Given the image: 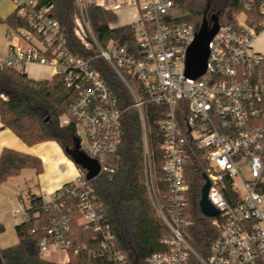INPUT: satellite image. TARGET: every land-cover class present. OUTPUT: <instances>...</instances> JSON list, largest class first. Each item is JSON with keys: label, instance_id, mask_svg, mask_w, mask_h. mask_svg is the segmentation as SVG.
Wrapping results in <instances>:
<instances>
[{"label": "built area", "instance_id": "1", "mask_svg": "<svg viewBox=\"0 0 264 264\" xmlns=\"http://www.w3.org/2000/svg\"><path fill=\"white\" fill-rule=\"evenodd\" d=\"M12 2L15 17L24 25L8 26L19 39L0 52V67L20 73H26L31 64L49 67L51 78L61 77L68 90L76 93L60 122L63 126L74 123L80 149L98 161L99 175H111L116 169L125 110L91 60L104 59L128 90L141 127L148 195L166 228L165 249L151 255L147 263L264 264V54L253 48L264 20L240 29L220 25L209 44L205 73L192 79L185 76V62L197 31L181 21L180 9L172 0H76L74 33L83 48L94 53L88 59L73 52L53 17V6L41 5L39 0ZM91 6L115 15L136 8L134 21L111 22L110 29L133 27L139 52L114 38L102 42L89 15ZM260 13L264 15V3ZM5 37L11 41L14 35L7 32ZM148 105L159 108L155 114L162 133L160 180L165 193L155 176ZM194 160L202 165L203 177L210 182L209 201L219 212L211 218L219 235L207 256L188 238L194 223L188 197L189 164ZM68 197L78 202L79 223L98 232L99 246L90 253L126 264L127 257L117 248L105 209L82 167L76 181L64 185L48 202L57 213L41 241V254L48 255L51 248L68 254L71 244L66 238L73 213ZM28 209H14L12 216L24 222Z\"/></svg>", "mask_w": 264, "mask_h": 264}, {"label": "trees", "instance_id": "2", "mask_svg": "<svg viewBox=\"0 0 264 264\" xmlns=\"http://www.w3.org/2000/svg\"><path fill=\"white\" fill-rule=\"evenodd\" d=\"M172 1L186 13L181 21L192 25L196 31L204 22L212 28L216 21L222 26L240 29L237 16L242 12L248 15V23L253 26L264 20V15L260 13L264 0ZM39 2L41 5L53 6V17L59 22L73 52L86 59L92 57L94 53L85 50L74 33L75 15L78 11L76 0ZM89 15L102 42L114 38L120 45L129 43L132 49L139 52L133 27L110 29V23L117 19L115 14L97 6L89 8ZM0 23L13 27L24 25V21L17 19L15 15H10L5 20L0 19ZM91 65L105 78L118 99L120 109L125 112L119 135L116 169L111 175L100 174L90 180V183L98 202L105 209L117 248L127 257L126 264H148L147 259L151 255L165 249L162 239L166 228L152 206L146 187L138 114L131 107L132 100L128 90L107 62L102 58H95L91 60ZM75 97L76 93L69 91L59 76L35 80L27 73L0 67V122L27 146L56 142L72 160L67 150L75 144L77 131L74 123L61 125L60 118L69 111ZM147 109L156 181L165 193V187L160 180L163 164L160 148L162 133L159 117L155 114L159 108L148 105ZM76 166L81 167L78 164ZM23 170H33L41 174L42 159L5 148L0 155V186L10 178L19 176ZM189 170L192 180L188 197L194 213V223L188 229V238L198 252L207 256L219 232L212 225L213 219L203 215L199 208L205 183L201 163L194 160L189 164ZM66 200L68 208L73 210L66 238L71 244L68 247L67 262L50 261L41 254V241L47 237L52 217L57 211L50 208V203L45 202L42 197L32 195L27 220L16 226L18 242L0 249V264H114L106 257L93 256L90 253V250L99 246L98 232L94 227L87 229L81 225L78 202L69 197ZM67 210L65 209L66 212Z\"/></svg>", "mask_w": 264, "mask_h": 264}, {"label": "crops", "instance_id": "3", "mask_svg": "<svg viewBox=\"0 0 264 264\" xmlns=\"http://www.w3.org/2000/svg\"><path fill=\"white\" fill-rule=\"evenodd\" d=\"M14 11L15 6L12 0H0L1 20L14 15ZM5 25L8 28V25ZM262 31H264V28L258 31L254 39ZM9 45L7 44L4 51L8 49ZM28 66L31 69L38 67L52 75V69L49 67L32 64ZM26 73L28 74L27 71ZM28 76L35 80L51 78V76H40L36 73ZM5 148L40 157L43 162V172L37 174L33 170H23L19 176L10 178L0 186V193L5 192L9 199L5 204L4 201L0 200V249L13 246L18 242L16 226L21 221L12 216V211L15 207L28 209L30 207V196L32 195L42 197L45 202L51 201L65 184L75 182L78 174L76 164L56 142H44L34 146H27L10 129L4 128L0 122V155ZM16 203L18 205L14 206ZM11 235L14 236L12 239ZM53 249L55 248L50 249L49 254L56 252L57 249ZM46 257L47 255L44 256V258ZM67 261L68 258L58 263Z\"/></svg>", "mask_w": 264, "mask_h": 264}, {"label": "water", "instance_id": "4", "mask_svg": "<svg viewBox=\"0 0 264 264\" xmlns=\"http://www.w3.org/2000/svg\"><path fill=\"white\" fill-rule=\"evenodd\" d=\"M220 29V24L216 21L212 28L208 23L204 22L202 27L196 32L193 42L188 47L185 62V76L196 79L203 75L207 68V62L210 54L209 44ZM75 164L80 165L87 170V179H95L100 173V165L98 161L90 158L84 151L80 149V141L76 137L74 147L67 150ZM204 178L206 176L204 175ZM210 182L206 178L201 192L199 201L200 211L206 217L212 218L218 215V210L212 205L208 198Z\"/></svg>", "mask_w": 264, "mask_h": 264}, {"label": "rangeland", "instance_id": "5", "mask_svg": "<svg viewBox=\"0 0 264 264\" xmlns=\"http://www.w3.org/2000/svg\"><path fill=\"white\" fill-rule=\"evenodd\" d=\"M179 16H184L186 13L184 10H179L178 11ZM116 16V22L118 24H126L134 21L137 18V9L136 8H129V9H123L118 12ZM238 23L241 27L245 28L249 26L248 23V15L245 12L240 13L237 16ZM14 35L13 40L8 41V39L5 37L6 33ZM19 37L15 34V32L12 29H8L7 26L4 23H0V52H3L7 44H10V42L16 43L18 41ZM21 47L27 48V45L24 43L20 44ZM253 47L256 51L264 54V31L259 33V35L254 39L253 41ZM26 71L28 72V75H32V73H36L38 75L42 76H51L47 71L39 69L38 67H35L34 69L29 68V66L26 68ZM78 135H83L82 132L80 131V134ZM0 200L4 201L7 203L9 199L7 198L6 193H0ZM18 204L16 203L14 206H17ZM18 207H15L16 209ZM11 235V239H12ZM55 250V249H53ZM68 254L66 250L60 249L59 251L56 250V252L48 254L46 259L53 261L54 262H60L63 260H67Z\"/></svg>", "mask_w": 264, "mask_h": 264}, {"label": "flooded vegetation", "instance_id": "6", "mask_svg": "<svg viewBox=\"0 0 264 264\" xmlns=\"http://www.w3.org/2000/svg\"><path fill=\"white\" fill-rule=\"evenodd\" d=\"M73 147H74V145H73ZM73 147H72V148H73Z\"/></svg>", "mask_w": 264, "mask_h": 264}]
</instances>
